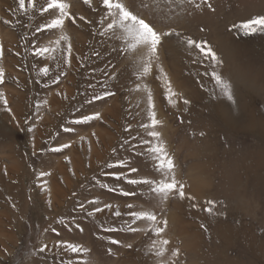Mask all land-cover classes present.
I'll list each match as a JSON object with an SVG mask.
<instances>
[{
    "label": "rangeland",
    "instance_id": "obj_1",
    "mask_svg": "<svg viewBox=\"0 0 264 264\" xmlns=\"http://www.w3.org/2000/svg\"><path fill=\"white\" fill-rule=\"evenodd\" d=\"M64 2L76 22L37 33L54 18L39 11L47 0L31 9L26 0L23 12L19 0H0V264H264V32L233 28L264 16V0H124L161 34L174 33L163 37L145 76L143 53L101 35L110 22L103 0ZM61 35L70 53L61 41L54 60L33 54ZM188 39L206 40L222 63ZM214 71L231 83L235 103L220 96ZM149 93L176 178L194 200L161 202L149 185L127 182L161 179L144 154V141L161 142L141 127ZM97 113L98 120L73 123ZM133 211L154 213L157 222H133ZM165 220L160 236L148 231Z\"/></svg>",
    "mask_w": 264,
    "mask_h": 264
},
{
    "label": "snow or ice",
    "instance_id": "obj_2",
    "mask_svg": "<svg viewBox=\"0 0 264 264\" xmlns=\"http://www.w3.org/2000/svg\"><path fill=\"white\" fill-rule=\"evenodd\" d=\"M87 4L90 0H84ZM203 3L207 4L208 0H202ZM26 0H19V6L21 11H26L25 8ZM28 8L35 7V0H27ZM103 6L106 9L105 20H110L107 23L104 31L101 35H107L108 33L112 34V37L118 40H122L125 44V48L123 49L126 53L138 55L143 53L142 63L140 65V76L147 75L153 66V61L158 60V49L162 45V39L164 36H171L174 33L165 32L161 34L158 32L152 25L147 23L144 19L140 18L137 14H134L124 3V0H103ZM210 7V5H209ZM69 5L64 2V0H47L46 6L39 9L41 15L51 14L54 18H52L49 22L40 25L37 29V33L44 32H52L53 30L62 29L65 24V19L71 20L73 23L76 22V18L73 17L69 11ZM83 20V17H80ZM7 24L8 21H5ZM234 29H237L242 32L243 35H252L259 32H264V16L254 17L250 20L243 21L240 24L233 25ZM178 35V33H176ZM69 37L66 35H61L57 40L53 41L55 45L54 48H40L36 47L34 51V55H39L43 57L45 54H49V59H56L55 55H51L53 52H57L60 50L61 41L67 44V50L70 53L71 45L68 44ZM187 45L191 47H195L206 59L210 60L214 65H220L222 61L218 57L217 53L213 50L212 46L206 41H195L192 39L187 40ZM3 51V46L0 45V52ZM67 62V60L65 61ZM42 72L47 75L48 69H42ZM163 72V69H161ZM4 73L0 71V83H3ZM212 77L215 81L217 88L219 89L220 96L226 98L229 102L235 103L233 89L231 83L225 80L221 75L216 73L215 71L212 73ZM168 83L167 93L169 103L174 104L175 100L173 97L176 96V93L172 90L170 82L166 80ZM139 90V89H137ZM107 95H112V93H107ZM94 99H103L101 96H95ZM7 103V101H5ZM148 103H149V114L148 120L149 122L146 124H142L147 134L153 137L156 141H161L157 144H152L151 141H144L147 145L145 150V155L152 159L155 162V170L160 174L161 179H130L127 182L130 184H147L150 187V190L153 193L159 195L161 202L168 200L169 198L178 196L179 199H189L194 200L195 198L186 195L185 193V184L176 178V166L171 155L166 151L164 144L161 140V133L157 131L158 127L161 125V121L156 117L155 111H153V103L151 93L148 95ZM185 104H188L189 101L184 100ZM100 119L99 114L85 116L82 119L75 120L73 123H87L91 120ZM65 131L71 132L72 128H66ZM129 131V129H126ZM203 135V133H201ZM70 145L65 144L62 147H53L50 149L52 152H61L64 148H68ZM126 162L121 161L119 166H124ZM109 167H113V165H109ZM131 172L135 173L138 171L136 168H131ZM121 177H117L120 179ZM102 187H108V185H101ZM124 195H129V193H124ZM90 204H95L96 201H89ZM211 205H215V201L208 202ZM195 206V205H193ZM82 209L84 205L80 206ZM111 205H105V208H111ZM131 208V205H129ZM104 209L100 207H96L94 209L95 212H101ZM209 213H212L213 209L208 208L205 209ZM93 213L88 212V215L91 216ZM133 217V222L135 221H146L150 224H155L157 222V215L150 212H130L129 213ZM115 216H120V211L114 212ZM62 222V221H61ZM167 227V221H163V227H151L148 229L149 232L155 233L156 236H160ZM203 227V226H202ZM132 231H136V229H130ZM113 243H119L118 241H112ZM163 245H168L170 242L165 239L162 241ZM48 246L44 245L39 248L40 252H44ZM128 247H131L129 245ZM67 250H71L72 252L77 251H86L85 249H80L76 245L67 244ZM165 254V249L158 248L155 250V255L158 257H162ZM173 255H178V252H174Z\"/></svg>",
    "mask_w": 264,
    "mask_h": 264
}]
</instances>
